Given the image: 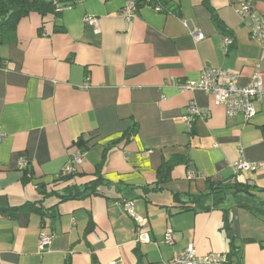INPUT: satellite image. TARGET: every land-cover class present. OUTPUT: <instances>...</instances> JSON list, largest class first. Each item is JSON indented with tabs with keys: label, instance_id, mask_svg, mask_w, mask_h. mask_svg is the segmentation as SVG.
<instances>
[{
	"label": "crops",
	"instance_id": "1",
	"mask_svg": "<svg viewBox=\"0 0 264 264\" xmlns=\"http://www.w3.org/2000/svg\"><path fill=\"white\" fill-rule=\"evenodd\" d=\"M245 1L264 17V0H171L163 10L155 0H81L57 18L21 19L16 41L0 45V206L46 196L40 185L53 194L44 198L45 214L0 216V264H167L190 245L198 254H228L232 242L239 249L231 264H264V101L246 120L227 116L212 94L179 88L210 67L237 72L245 85L258 63L264 83V41L251 40L238 13ZM88 15L97 18L98 33ZM226 37L233 43L225 44ZM191 102L209 110L192 130L183 119ZM81 136L89 148L77 174L57 180ZM178 154L187 161L168 182L141 190L157 186L158 167ZM241 156L260 165L236 176L257 187L245 206L227 196L208 211L176 212L173 193L208 192L206 180L232 178ZM21 160L30 162V179ZM101 162L113 190L59 197L94 179ZM190 170L198 175L189 177ZM126 198L146 219L140 230L123 207ZM42 231L51 235L45 251ZM140 232L150 240L138 241ZM169 232L173 243L164 241Z\"/></svg>",
	"mask_w": 264,
	"mask_h": 264
},
{
	"label": "built area",
	"instance_id": "2",
	"mask_svg": "<svg viewBox=\"0 0 264 264\" xmlns=\"http://www.w3.org/2000/svg\"><path fill=\"white\" fill-rule=\"evenodd\" d=\"M133 5L128 6L124 11L125 15H130ZM158 10L161 7H157ZM238 13L244 21L251 40L256 42L264 41V17L260 15L251 1H245L238 9ZM86 21L95 27V31L98 33V21L94 15H88ZM203 35L197 33L194 35V39L199 41ZM225 44H232L233 39L226 37L224 39ZM260 64L255 66V72L251 80L245 85H239V74L234 71H228L221 68L210 67L204 68L200 80L196 82H188L179 84L181 91L201 89L207 94L214 95L216 104L222 105L225 108L226 114L229 117L242 114L246 120H251L257 113L255 102L264 101V83L262 76L260 75ZM209 115V110L201 108L195 102L188 104L186 113L183 119L187 122L191 128L192 123L196 118H206ZM4 133L0 129V142L4 138ZM86 152V151H85ZM79 148L71 155L69 161L63 167L62 172L64 174H74L77 172V164L82 162L84 153ZM20 168L23 170L28 166L27 160H21L19 163ZM260 165L255 162H251L241 156L233 165L234 174L237 175L240 172H251L259 169ZM189 177L198 175L196 170L189 171ZM123 207L127 213L135 220L137 228L140 230L141 226L146 222L145 218L139 215L135 211V202L133 200H127L123 202ZM149 236L145 232H140L138 235V241L148 242ZM51 241V235L42 231L40 234V250L45 251L47 245ZM164 241L166 243H173L174 237L171 232L165 235ZM228 256L226 253L221 252H209L206 254H198L193 245H190L178 253L167 264H226Z\"/></svg>",
	"mask_w": 264,
	"mask_h": 264
},
{
	"label": "trees",
	"instance_id": "3",
	"mask_svg": "<svg viewBox=\"0 0 264 264\" xmlns=\"http://www.w3.org/2000/svg\"><path fill=\"white\" fill-rule=\"evenodd\" d=\"M81 0H0V45L5 43H13L16 41L17 36V27L21 19L24 17L29 16L32 13L39 14L43 19L48 15H53L55 18L59 17L62 10L66 7H70L76 5ZM142 0H137V5H140ZM157 2V7H161L160 10L168 9L164 4H169L171 0H155ZM210 8V7H208ZM214 20L219 28H224L223 23L221 22L220 18L216 13L213 12ZM43 26L39 28V33H42ZM4 64V60L0 58V65ZM193 124V123H192ZM191 126V130H192ZM135 132H129V135H132ZM128 135V134H127ZM118 141V140H115ZM116 143V142H114ZM73 146L79 148L81 151L85 152L89 148L88 141L84 139L82 136L79 137ZM104 160L106 159V154L103 156ZM103 160V162H104ZM187 161V156L185 155H175L171 159L164 161L160 167L157 169V186L153 187L152 189L141 187V190H159L160 186L166 182H168L172 177V170L173 168L182 163ZM103 162L97 165V171L94 179L89 181L88 183L84 184L83 186H71L65 189L64 193H58L59 197L63 200L70 197H81L88 192L90 194L95 195H102L103 193L101 190L103 187L107 188L108 190H113L115 187L110 186L101 173ZM30 162H28V166L23 169L24 172V179H30L32 177V171L29 168ZM77 174H64L61 172V176L57 179H71ZM237 175H233L227 181L224 182H215L211 181L210 179L206 180L208 192L202 194H180V193H173L174 200H177L178 209L176 212L186 211V210H197L202 209L205 211L211 210L213 207H216V201H220L225 199L227 196H231L235 203L239 206H245L246 198L248 197H255L254 190L257 188L255 184H250L249 181L240 182L236 179ZM139 188H130L129 192L136 191ZM39 192L41 195H52L53 192L46 193L45 186H39ZM264 191V188L262 189ZM55 193V192H54ZM210 195H217L214 199V204H206L205 199L207 196ZM38 198L34 201H27L17 205H10V206H0V216L6 215H15L18 211L24 210H34L41 214H45L50 207L44 208L43 201L46 197ZM143 197L146 195L143 194ZM146 198V197H145ZM254 199V198H253ZM127 200L133 199H125L123 202ZM134 201V200H133ZM225 212L227 211L224 208ZM244 241L249 242L253 241L252 238L244 239ZM232 249L230 253L227 254L228 260L226 264H231L232 258L238 254V246L235 242H232Z\"/></svg>",
	"mask_w": 264,
	"mask_h": 264
}]
</instances>
